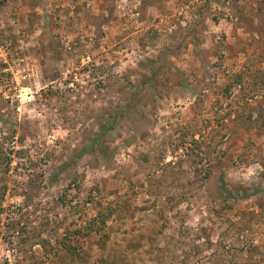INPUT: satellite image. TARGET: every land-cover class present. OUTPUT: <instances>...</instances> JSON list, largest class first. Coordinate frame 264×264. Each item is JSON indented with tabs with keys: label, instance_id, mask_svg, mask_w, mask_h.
Wrapping results in <instances>:
<instances>
[{
	"label": "rangeland",
	"instance_id": "rangeland-1",
	"mask_svg": "<svg viewBox=\"0 0 264 264\" xmlns=\"http://www.w3.org/2000/svg\"><path fill=\"white\" fill-rule=\"evenodd\" d=\"M0 264H264V0H0Z\"/></svg>",
	"mask_w": 264,
	"mask_h": 264
}]
</instances>
